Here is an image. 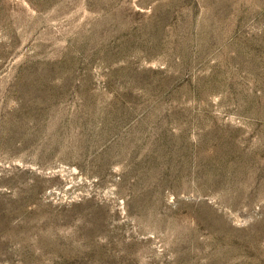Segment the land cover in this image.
Masks as SVG:
<instances>
[{"label": "rangeland", "instance_id": "1", "mask_svg": "<svg viewBox=\"0 0 264 264\" xmlns=\"http://www.w3.org/2000/svg\"><path fill=\"white\" fill-rule=\"evenodd\" d=\"M0 264H264V0H0Z\"/></svg>", "mask_w": 264, "mask_h": 264}]
</instances>
